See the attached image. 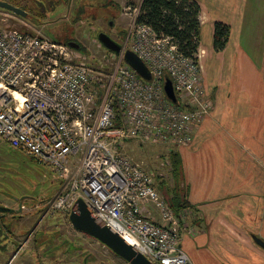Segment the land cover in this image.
<instances>
[{
  "label": "built area",
  "instance_id": "1",
  "mask_svg": "<svg viewBox=\"0 0 264 264\" xmlns=\"http://www.w3.org/2000/svg\"><path fill=\"white\" fill-rule=\"evenodd\" d=\"M136 17L102 94L93 86L92 64L68 43L39 30L0 28V136L64 179L50 201L52 212L70 214L83 199L93 217L154 264H195L182 246L180 219L154 175L118 146L129 139L188 144L214 104L199 62ZM128 48L146 61L151 81L125 63ZM166 74L186 108L167 97ZM146 205L159 210L161 222Z\"/></svg>",
  "mask_w": 264,
  "mask_h": 264
},
{
  "label": "crops",
  "instance_id": "2",
  "mask_svg": "<svg viewBox=\"0 0 264 264\" xmlns=\"http://www.w3.org/2000/svg\"><path fill=\"white\" fill-rule=\"evenodd\" d=\"M197 1L201 5L198 62L203 87L208 88L214 106L196 128L193 143L178 148L193 204L180 214L182 246L195 264H264V247L255 239H264V68L242 41L247 12L248 28L250 16L254 17L253 2ZM216 21L231 28L229 42L221 51L214 48ZM239 131L246 137V146L237 139ZM211 142L224 152L221 183L203 194L196 186L199 179H193L189 152L207 148L209 153ZM145 208L162 221L154 205ZM207 244L212 254L206 251Z\"/></svg>",
  "mask_w": 264,
  "mask_h": 264
},
{
  "label": "rangeland",
  "instance_id": "3",
  "mask_svg": "<svg viewBox=\"0 0 264 264\" xmlns=\"http://www.w3.org/2000/svg\"><path fill=\"white\" fill-rule=\"evenodd\" d=\"M251 1L253 2L254 17L250 16L248 28V13L250 12H247V26L243 30L242 41L252 52L255 61L259 62L261 68H264V0ZM130 2L131 0H75V10L73 11L72 7L74 6L71 0L67 5L58 4L55 9H49V1H47V16L42 18V22L31 23L20 19L21 17L13 12L0 9V23L2 28H17L19 30H25L24 25L27 23L32 31L39 30L52 39L64 42L67 38L83 44L84 59L88 63L91 60L93 62V86H100L104 93L118 67L119 55L105 48L98 37L100 32L104 31L119 42L126 41L123 39L122 30L129 31L131 29L138 12ZM119 4L121 9L118 8ZM80 6L83 8L81 11ZM79 11L81 13L78 18ZM5 18L8 19L5 20ZM205 91L206 95H209L207 87ZM242 102H244L243 96L240 99V103ZM240 107H245V105L241 104ZM195 131L196 129H194V133ZM240 132L236 136L244 144L246 137ZM190 143L192 144L193 141ZM213 144L214 142H211L210 145L207 144L209 153H207V148L198 150L196 153L189 152L190 170L193 179H199L196 180L198 181L196 186L202 188L203 194L213 191L214 187L218 189L221 183L219 181L221 178L219 169L222 164L220 157L224 152ZM244 145L246 146V143ZM247 146L251 148V145ZM179 147L180 145L171 147L156 142L129 139L123 141L118 149L151 172L157 187L167 198L166 188H160V184L161 181H165L168 186L174 187L170 155L174 150L179 151ZM249 151L252 152V150ZM62 185L59 174L51 166L38 162L31 155L13 147L0 136V188L9 191L17 198L26 197L25 205L32 210L26 222L24 220L22 223L15 222L12 227L19 237V241L14 240V247L20 250L18 257H14L12 263L52 264L50 257L57 251H61L62 264H129L96 238L76 229L70 230L72 237H75V242L67 241L63 243L62 247H59V250H56L53 241L54 235L46 234L42 226L47 223L50 226L56 225V229L59 231L61 228L67 227L69 213L50 210V201L60 192ZM59 237L63 240L67 238L64 233ZM206 248L207 252H214L210 244H207ZM14 251L11 250L9 254H5L4 262L11 259Z\"/></svg>",
  "mask_w": 264,
  "mask_h": 264
},
{
  "label": "trees",
  "instance_id": "4",
  "mask_svg": "<svg viewBox=\"0 0 264 264\" xmlns=\"http://www.w3.org/2000/svg\"><path fill=\"white\" fill-rule=\"evenodd\" d=\"M49 9L70 0H48ZM139 1V2H138ZM131 5L138 8L136 17L137 24L150 26L159 36L171 37L177 44L179 50L186 56L192 57L198 62L200 28H201V5L197 0H131ZM40 5V4H39ZM38 18L47 16V7L41 4ZM80 11L83 9L80 6ZM121 9V5H118ZM77 17L79 18V14ZM77 18V19H78ZM129 31L122 30L123 39H127ZM231 34L230 26L223 21H216L214 31V48L217 51L224 50L229 42ZM70 39L65 38V43ZM101 90V94H102ZM180 107L186 108L185 103ZM172 164V179L175 181L174 187H170L165 181H161L160 188H166L167 199L179 216L187 208H192L193 204L189 199V186L184 174L183 158L179 151H172L170 155ZM264 240V239H263Z\"/></svg>",
  "mask_w": 264,
  "mask_h": 264
},
{
  "label": "water",
  "instance_id": "5",
  "mask_svg": "<svg viewBox=\"0 0 264 264\" xmlns=\"http://www.w3.org/2000/svg\"><path fill=\"white\" fill-rule=\"evenodd\" d=\"M0 9L13 12L14 14L31 23L42 22L41 18L36 17L34 14L21 7L15 6L7 0H0ZM7 19L8 18H5V20ZM24 26L25 30H19L17 28H2L0 23V28L2 29H11L24 33L37 34V32L29 29V26ZM99 41L105 48L116 55H119L124 47V43L117 41L104 31L100 32ZM68 44L77 50L82 48V45L75 40H70ZM124 61L146 81H151L153 79L152 70L146 61L133 49H127L124 56ZM164 89L167 97L173 103L177 105L182 103L175 91L173 79L169 74H166L165 76ZM59 179L63 184L64 179L60 175ZM69 220L76 230L96 238L129 264H154L145 254L140 252L134 245H132L120 232L114 228L102 225L100 219L93 217L86 202L83 199L78 200V210L72 211L69 214ZM255 239L261 246L264 247V240L262 238L255 236ZM15 255L11 257L9 264L12 262L14 257H16Z\"/></svg>",
  "mask_w": 264,
  "mask_h": 264
},
{
  "label": "flooded vegetation",
  "instance_id": "6",
  "mask_svg": "<svg viewBox=\"0 0 264 264\" xmlns=\"http://www.w3.org/2000/svg\"><path fill=\"white\" fill-rule=\"evenodd\" d=\"M7 1L14 4L15 6L21 7L29 11L32 14L37 15L39 9L42 8L41 4H44L45 6H47L46 3L48 0H7ZM71 1H73L72 5L74 6L75 0H71ZM64 4L65 5L69 4V1L64 2ZM72 10L73 11L75 10V6L72 7ZM20 19L24 20L23 18H20ZM78 51L81 54L83 53L84 51L83 44H82V48L78 49ZM90 63L93 64L92 60ZM26 200H27L26 197H24L23 199L17 198L16 196L12 195L9 191H6L0 188V264H9L10 260H8L7 262H4V259L6 257L5 254L7 253L9 254L11 250L13 251L15 250L12 256L16 254L15 256L18 257V254L20 253L19 248L14 247L15 246L14 240L16 239L19 241V237L13 231L12 227L15 222L22 223L23 220L24 222H26L27 221L26 219L29 218V214L32 212V210L28 209L27 206L25 205ZM180 216L181 215L178 216L179 219H180ZM180 222H181V219H180ZM42 227L45 230L46 234L54 235L53 241H54L56 250H59V247H62L63 243L67 241L71 243L75 242V237H72V235L70 234V230H75V227L73 226L70 220H68L67 222V227H65L64 229L61 228V231L56 229V225L50 226L48 223L43 224ZM49 228L51 229L49 230ZM62 233L66 234L67 236V238L64 240L61 237H59L60 234ZM62 258L63 257H62L61 251L60 252L57 251L55 254H53L50 257V261L52 264H62ZM12 262L10 264H13Z\"/></svg>",
  "mask_w": 264,
  "mask_h": 264
}]
</instances>
